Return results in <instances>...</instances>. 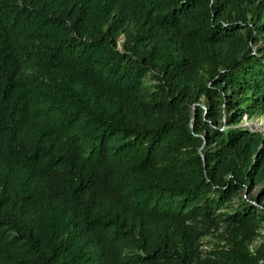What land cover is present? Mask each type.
Segmentation results:
<instances>
[{
    "label": "trees",
    "instance_id": "1",
    "mask_svg": "<svg viewBox=\"0 0 264 264\" xmlns=\"http://www.w3.org/2000/svg\"><path fill=\"white\" fill-rule=\"evenodd\" d=\"M262 116L264 0H0V264H264Z\"/></svg>",
    "mask_w": 264,
    "mask_h": 264
},
{
    "label": "rangeland",
    "instance_id": "2",
    "mask_svg": "<svg viewBox=\"0 0 264 264\" xmlns=\"http://www.w3.org/2000/svg\"><path fill=\"white\" fill-rule=\"evenodd\" d=\"M207 107V103L203 104ZM244 125H253L256 127L258 132L264 133V116L262 117H254L252 120H248L247 117L243 118ZM258 190H256L253 194H257ZM252 196V197H253ZM247 197L244 195H239L238 198ZM234 206H236V200L233 201ZM254 234H250V232H246L245 236V247L248 249L249 255L255 256L259 250L263 248L264 245V224L263 223H256L253 227ZM226 237L225 227L223 225L219 226L218 228L212 229L211 235L205 237L201 241L200 251L203 253L209 252L214 250L218 246H223L225 242L223 239Z\"/></svg>",
    "mask_w": 264,
    "mask_h": 264
},
{
    "label": "water",
    "instance_id": "3",
    "mask_svg": "<svg viewBox=\"0 0 264 264\" xmlns=\"http://www.w3.org/2000/svg\"><path fill=\"white\" fill-rule=\"evenodd\" d=\"M255 127V126H254ZM256 128V127H255Z\"/></svg>",
    "mask_w": 264,
    "mask_h": 264
}]
</instances>
